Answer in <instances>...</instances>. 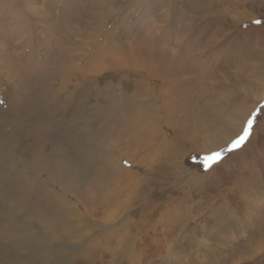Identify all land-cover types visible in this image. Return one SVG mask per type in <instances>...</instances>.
Returning <instances> with one entry per match:
<instances>
[{
	"label": "rangeland",
	"instance_id": "obj_1",
	"mask_svg": "<svg viewBox=\"0 0 264 264\" xmlns=\"http://www.w3.org/2000/svg\"><path fill=\"white\" fill-rule=\"evenodd\" d=\"M199 2L197 6L195 0H0V151L7 146L10 153L14 145L20 162L40 167L36 172L27 169V195L17 173L5 176L11 164L3 160L0 223L5 222L6 211L22 222L10 226L12 234L7 225L0 230V264H50L47 256L23 253V245L32 248L35 241L49 248L60 264H264V55L258 54L264 48V0ZM238 13L254 20L232 22ZM188 29L198 39L215 30L220 34L217 44L205 50L201 42L185 51L173 49L186 56L185 61L193 56L196 67L218 72L221 81L217 76L209 79L211 88L190 107L198 110L194 112L201 121L209 118L213 124L201 127L198 143L187 139L178 147L172 185L157 186L160 183L146 178V167L131 160L123 161L134 168L131 171L124 168L114 176L110 169L101 171L108 165L91 153L96 141L92 131L106 118L102 132L121 125L117 121L122 113H112L116 106L110 105L119 101L117 92H134L133 80L144 70L133 47L147 36L172 37L176 30ZM39 67L45 72L40 76L43 91L57 93L48 117L39 118L41 124L34 121L33 108L23 110L25 104L30 107L27 83L38 76ZM62 85L64 90L57 92ZM183 95L190 99L191 94L179 91L186 103ZM141 99L148 102L150 97ZM128 106L134 105L127 103L125 114L131 113ZM179 113L183 117L185 110ZM223 117L228 128L219 129ZM250 118H254L250 136L229 151ZM221 150L222 158L210 166L205 163L206 155ZM5 151L6 147L4 155ZM61 165L66 170L70 166L59 172ZM131 174L151 183L129 198L124 192L134 182ZM100 181L108 189H97ZM114 188L122 195L111 204L103 202L102 195ZM57 217L64 219V226H55ZM30 235L36 238L32 241Z\"/></svg>",
	"mask_w": 264,
	"mask_h": 264
},
{
	"label": "bare ground",
	"instance_id": "obj_2",
	"mask_svg": "<svg viewBox=\"0 0 264 264\" xmlns=\"http://www.w3.org/2000/svg\"><path fill=\"white\" fill-rule=\"evenodd\" d=\"M195 2H196V5L199 6L197 4V0H195ZM198 2H199V0H198ZM185 3L187 4V2H185ZM189 3L191 4V2H189ZM205 7H207V6H205ZM195 9L192 7V9H190V10L194 11ZM225 12L227 13V11H225ZM165 15H167V14H165ZM245 15L248 17H246ZM223 16H225V15L220 13V18L222 20H225L226 16L225 17H223ZM250 17L251 16H249V14H247V13H244V15L238 13L237 15L234 16L235 20L232 22H237V21L243 20L245 18H250ZM188 18H189V16H188ZM190 18H191V15H190ZM251 19L254 20V17H251ZM196 22H198V20ZM224 22L226 23L227 21H224ZM179 29H180V27H179ZM189 29H188V31L183 32V33H181L182 31L176 30L174 33H171L173 35L172 37H169L170 36V34H169L168 36H161V37L158 36L157 38L154 37L155 38L154 39L152 37H148V36L146 37L144 35L146 37V39L143 38L140 40L141 44H138L140 46L139 47H137V46L133 47V50L134 49L136 50V52L134 50V52H135L134 54L137 56V58H139V60L141 59L138 64L140 66H143L144 70H143L142 75L136 76V78L133 80L134 84L136 86V89L134 90V92L133 93H123L122 91L117 92V93H119L118 95L120 96L119 101L113 105H110V106H114V107L116 106L113 109V112L111 111L112 113H116L117 111H119V113L124 114V115L120 114L121 116H118L117 122H120L121 125L113 124L107 130H105V132H102L103 129L105 128L106 122L108 121V119L106 118L103 120L102 124H100L98 127H95L92 131V133L95 134V136H96V141L94 142L93 145L90 146L91 153L94 155V157L98 161L106 162L108 165L107 169L104 166V167H102L101 171L107 172V170L110 169L111 170L110 173H112V176H114V173H117L120 170H121V172L122 171L124 172V170H123L124 168L126 169V171H131L134 168H132V167L127 168L123 165V161L129 162V160H131L132 163H135L138 165L143 164L146 167V169H145L146 178H150L155 183H157V182L160 183L157 186H164V187L168 186L167 183L170 184L176 179L175 178L176 173H174L173 168L176 167L174 165L175 161H178V159H179L178 147L182 143H184V140H187V139H190L194 143H198V142H196V138H198V135L201 133L203 126H205V124H211V123L213 124V122L210 121L209 118L206 121H201L198 114L194 112L195 110L196 111H198V110L195 108L191 109L190 107L197 106V104H199V102H198L199 100H197V99H199L198 97L200 96V93L202 91H206L207 88H209V89L211 88V86L208 84L209 79L212 80L214 77L217 76V79L220 80L218 72L215 70V68L208 67L205 65H198L200 67H196L197 64L194 65V62L191 63L193 56L187 57V60L185 61L184 58L186 56L181 57L180 56L181 53L176 52L173 49L175 47H178V50H182V48L185 47L182 50V51H185L187 49V47H189L190 49L194 48L195 42H201L200 43V45H202L201 50H205V49L213 46L214 44H217L216 42L219 40L220 34H216L215 33L216 30H215L209 36H203L202 39H198L199 35H196L194 31H192V30L190 31ZM167 31H166V33H167ZM149 32H151V31H149ZM197 32H199V31H197ZM161 35H164V34H161ZM181 38H183V39H181ZM161 44H162V49L160 50L159 46H161ZM258 54L264 55V48L259 49ZM195 55L196 54H194V56ZM230 55H231V53H230ZM196 57L201 58L200 55H196L195 58ZM213 57H211V58L213 59ZM195 62H196V60H195ZM111 65L114 66V64H111ZM39 70H41V71L39 72L38 76L33 75L32 79L30 81H28V83H27L30 86V88L28 87L30 90L28 96L31 98L30 99V107H29V105L25 104V105H23V108H24L23 110H27V109L30 110V108L31 109L33 108L32 112L34 113V121H36L38 124H41L43 122V119H39V118H41V117L47 118L48 117V112L56 104V94L57 93H54V94L49 93V92H51V90L49 92L43 91L42 86H43L44 82L40 78V76L43 73L42 68L39 67ZM43 74L45 76V72ZM126 74H127V72L125 73V76H126ZM52 76H53V74H52ZM183 76H185V77H183ZM159 81H160V84L158 83ZM212 82H214V81H212ZM109 84L111 85V87L114 86L111 81L109 82ZM53 86L54 85L52 84V87ZM193 86H195V87H193ZM55 88H56V86H55ZM189 88H191V91L189 90ZM63 90H64V86L62 85L58 88L57 92L60 93ZM109 90H110V88H109ZM96 91H97V89H96ZM179 91L191 94L189 96L190 99L187 98V96H184V95L182 96V97L187 99V100H185L186 103H184L183 98L178 97ZM137 97H139V98H137ZM142 97H150V99L148 102H146L144 99H141ZM130 101H132V102H130ZM139 101L141 102V105L138 106V105H136V102H139ZM127 103H131L132 105L137 106L139 108H136L134 106H131V107L128 106L127 109L131 110V113L127 112L128 114H125L124 112H126ZM80 104H81V102H80ZM40 108H41V111H39ZM83 108L84 107H82V110H83ZM183 110H185V113H184L185 115L183 117H179L180 115H178V113L183 112ZM190 111H192V112H190ZM106 113H108V112H106ZM179 114H181V113H179ZM187 114L190 117L192 116V118L195 119L196 121L189 119L188 118L189 116H187ZM28 115L30 116L29 118L32 117L30 112L28 113ZM107 117H108V115H107ZM78 118H80V117H78ZM131 118H133V120H132L133 129H130V126L128 124V122L131 120ZM166 118H169V119L167 120ZM225 120H226L225 117H223L222 125L220 126L219 129H221L223 127L228 128L226 126L227 122L224 123ZM174 122L176 123V128L174 127V124H173ZM192 122H196V123L193 124ZM167 126H168V128H167ZM84 128H86L85 131L89 134V132L87 131L89 129V125H86V127H84ZM166 128H167V131L165 132ZM15 130H16V128H15ZM43 130H44V128H43ZM215 130H216V128H215ZM217 132H218V130H217ZM67 133H69V132H67ZM168 133H171V135L169 136ZM83 135H84V133H83ZM209 136H212V135L209 134ZM43 137H45V134ZM209 138H211V137H209ZM210 140H208V141H210ZM8 144H10V143H8ZM79 146H80V143L78 144L77 148ZM5 147H6V151H5L6 154L4 155L3 150ZM5 147L3 148V150L1 149L2 151H0V168L2 166L3 160H5V161L7 160L8 162H10L11 165L9 166V169L5 173V176L10 177L11 175L17 173V176L22 178V180L25 182V185L27 188H24V189L28 190V193H27V195H28L29 189H30L29 188L30 180H29L28 176L26 175L27 169L31 170L32 172H36L37 170L40 169V167H33V165L29 164V162H28V164H26L24 162H20L19 159L16 158V151H13L14 145L10 146L12 148V152L9 151L10 153H8L7 146H5ZM69 147H71V146H69ZM199 147L200 146H197L196 148L199 149ZM82 151H83V149L80 151V154L82 153ZM143 151H145V153L143 155H140ZM37 153L40 154V156L45 160V158L42 156L40 151ZM43 163H44V161H43ZM70 164L73 165L74 163L71 161ZM47 165H49V164H47ZM57 165L59 166V164H57ZM69 166L70 165H68L67 170L69 169ZM50 168H51V165H50ZM2 170H3V168H2ZM67 170L65 168H63V166L59 168V172H66ZM166 170L170 171L168 177H166V173H165ZM2 173H3V171H2ZM0 174H1V172H0ZM118 175H120V173ZM107 176H108V178H110L109 177L110 175L107 174ZM142 177L141 178H139V177L135 178V175L131 174V177H129V178L134 182H132L131 188L129 190L125 188L124 193L126 194V197H129V198H130V196L134 197L137 190H140L142 188V186H144V188H146L147 184L145 185V183H151L150 180L149 181L145 180V178H144L145 176H142ZM104 182L107 185L109 184V181H107L106 178H105ZM100 184L101 185H99L97 189H100V190H103L102 188L108 189V187L106 185H103L102 181H100ZM111 184H113V181H111ZM116 185H114V186L116 187ZM170 185H172V184H170ZM126 190H128V191H126ZM45 194H46V198H48L49 197L48 193H45ZM121 195H122L121 189H119V188L109 189L108 193H104L102 195L103 196L102 200H103V202L107 201V203L109 201L108 204H111L113 202V198L115 199ZM23 198H24V196H23ZM31 212H32V210H31ZM17 219H18L17 217L11 216L10 213L8 211H6V214L4 217L5 222L0 223V230L2 231L4 229V226L7 225V226H9V229L7 232H11L12 230H11L10 226L15 225V221H18V223L22 222L20 219H18V220ZM57 219L56 220L53 219L54 221H56L55 222L56 227L60 228V227L65 225L63 223L64 219L62 220L59 217H57ZM10 234H12V232ZM14 237L16 239L15 241H17L16 234ZM30 238L33 241V239H35L36 237L34 235H30ZM23 248H24L23 249L24 254L30 255V254L35 253V254H39L40 257L47 256V257H49L48 260H49L50 264H60L58 257L50 255V249L47 248L44 244L40 243L39 241H35L33 243L32 248L29 245H23Z\"/></svg>",
	"mask_w": 264,
	"mask_h": 264
},
{
	"label": "snow or ice",
	"instance_id": "obj_3",
	"mask_svg": "<svg viewBox=\"0 0 264 264\" xmlns=\"http://www.w3.org/2000/svg\"><path fill=\"white\" fill-rule=\"evenodd\" d=\"M256 23L259 24V23H261V21H256ZM253 123H254V118H250L247 121V126L243 130V134L239 135L235 140L232 141V146H231V148H229V151H231L232 148L240 146L244 141H246L248 139V137L251 134V129H252ZM222 155H223V150L213 152L210 155H206L204 158L205 163L210 166L212 163H215L217 160L222 158Z\"/></svg>",
	"mask_w": 264,
	"mask_h": 264
}]
</instances>
